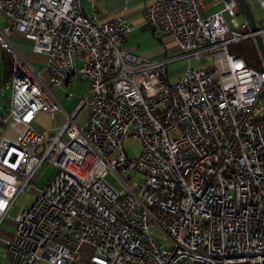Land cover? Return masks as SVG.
Masks as SVG:
<instances>
[{
  "label": "built area",
  "instance_id": "built-area-1",
  "mask_svg": "<svg viewBox=\"0 0 264 264\" xmlns=\"http://www.w3.org/2000/svg\"><path fill=\"white\" fill-rule=\"evenodd\" d=\"M81 1L0 0V47L13 59L10 107L0 114V231L12 228L0 234L3 256L9 264H264V71L229 51L253 38L235 0H214L223 7L210 15L200 0H154L145 19L174 47L152 58L121 47L127 21L87 17ZM259 33L264 43L260 23ZM16 37L44 56L41 72ZM181 60L188 65L169 83L168 66ZM77 79L88 89L67 113L55 93L65 87L71 99ZM39 112L65 116L48 141L34 127ZM126 137L139 140L137 158L123 151ZM42 167L52 173L37 186ZM33 187L38 195L9 219Z\"/></svg>",
  "mask_w": 264,
  "mask_h": 264
},
{
  "label": "rangeland",
  "instance_id": "rangeland-1",
  "mask_svg": "<svg viewBox=\"0 0 264 264\" xmlns=\"http://www.w3.org/2000/svg\"><path fill=\"white\" fill-rule=\"evenodd\" d=\"M202 4L205 5L206 3L202 2ZM249 5L258 23H260V25H264V8H260L256 6L254 2H252V0H249ZM218 8H220V6ZM0 21H1V17H0ZM0 25H2L1 22ZM151 30L154 32V29L152 27ZM150 38L152 39V42L147 44V51L151 53V55L149 54L150 58L156 57L157 55L170 50L172 43L169 35H164L160 32H155V36L151 35ZM12 39H13L12 44H14V47L16 49L20 51L28 50L31 53L32 45L30 42H27L20 38L19 39L12 38ZM25 53H24L25 59L31 63V65L34 67L36 71L41 72L42 65L44 62V56L33 55V54L27 55ZM207 61H208L207 65H210L212 63L210 60ZM80 64H81V60L78 58L76 61V65L79 67ZM187 65H188L187 60H181L170 64L168 66V76H167L169 83H174L176 81V77H177L176 75L180 74ZM190 67L191 69H201L202 64L200 61H197L192 58L190 60ZM87 89H88V82L86 80L77 79L74 86L70 90V92L73 95L71 99H68L66 97L67 88L65 87H61L56 92V97L61 107L68 113H72L76 108L77 104L79 103V101L81 100V98L84 96ZM10 97H11V86L10 83L8 82L4 85L3 88L0 89V114H6L8 112L10 107L9 104ZM62 123H63V117L60 112L55 113L53 117H51L49 113L39 112L36 116L34 127L39 131L45 132L44 139L48 141L49 138L55 137L59 133ZM122 149L129 159L137 158L140 152V142L136 138L126 137L123 140ZM40 172H42V175L37 180V186H41L45 183V181L49 178V176L52 173V168L42 167ZM37 177L38 175L36 176L35 179H37ZM137 180L138 177L136 176L134 178V181ZM106 181L111 185H113L116 189L121 188V185L118 182V180L110 173L107 174ZM37 195H38V188L36 187H33L31 191L28 193L21 194L9 213V219H14L21 209L28 208ZM2 229L7 232H10L12 230V228L9 227L7 223L3 224ZM0 234L6 235L5 233H3L2 230L0 231ZM3 252H4L3 245L0 242V264H9L8 259L5 256H3ZM86 252H87V248L85 249L84 254Z\"/></svg>",
  "mask_w": 264,
  "mask_h": 264
},
{
  "label": "crops",
  "instance_id": "crops-1",
  "mask_svg": "<svg viewBox=\"0 0 264 264\" xmlns=\"http://www.w3.org/2000/svg\"><path fill=\"white\" fill-rule=\"evenodd\" d=\"M154 0H82L81 1V9L85 16L92 17L97 15L99 21L106 22L108 20L115 19L117 17H122L130 26V33L122 43L121 47L136 54L141 55L144 58H150L149 54L151 53L147 51V44L152 42L150 36H155V32L151 30V25L147 22L144 16L145 9L149 7V5ZM205 2L203 5V12L205 15H210L223 7L222 1H214V0H200ZM220 6V8H218ZM1 23H3V19L1 18ZM1 26V25H0ZM151 26V27H150ZM17 38V37H16ZM19 39V38H17ZM13 40V39H12ZM18 41V40H17ZM170 41V40H169ZM171 48L173 49V41L171 39ZM170 44V42H169ZM24 46V45H21ZM169 51V50H168ZM27 55H30V51L24 50L21 51ZM159 52V51H157ZM156 53V51H155ZM167 53H161L157 56H164ZM30 63V62H29ZM44 63V62H43ZM31 64V63H30ZM42 65V64H41ZM43 66V65H42ZM177 74L176 79L178 78ZM57 92V91H56ZM56 95V93H55ZM57 98V97H56ZM58 100V99H57ZM61 106V105H60ZM64 110V109H63ZM65 111V110H64ZM67 112V111H65ZM58 113V112H57ZM63 117V123L65 121L64 113L60 112ZM68 113V112H67ZM62 123V125H63ZM9 227H11L9 225ZM1 230L5 234H9L10 232ZM38 264H50L46 260H40Z\"/></svg>",
  "mask_w": 264,
  "mask_h": 264
},
{
  "label": "trees",
  "instance_id": "trees-1",
  "mask_svg": "<svg viewBox=\"0 0 264 264\" xmlns=\"http://www.w3.org/2000/svg\"><path fill=\"white\" fill-rule=\"evenodd\" d=\"M229 51L241 57L249 68L258 72L264 71V66L253 38H248L230 45ZM12 67V57L0 47V89L6 83L10 82ZM260 121H264V117Z\"/></svg>",
  "mask_w": 264,
  "mask_h": 264
},
{
  "label": "water",
  "instance_id": "water-1",
  "mask_svg": "<svg viewBox=\"0 0 264 264\" xmlns=\"http://www.w3.org/2000/svg\"><path fill=\"white\" fill-rule=\"evenodd\" d=\"M240 13L243 15L244 19L248 23L249 30L253 33V40L258 49L259 55L261 57L264 66V43L259 33V23L256 20L251 7L246 0H235Z\"/></svg>",
  "mask_w": 264,
  "mask_h": 264
}]
</instances>
